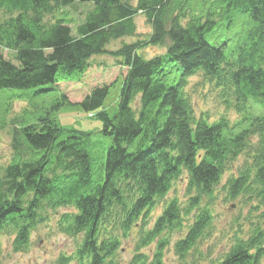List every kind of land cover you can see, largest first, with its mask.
I'll use <instances>...</instances> for the list:
<instances>
[{"label":"trees","instance_id":"trees-1","mask_svg":"<svg viewBox=\"0 0 264 264\" xmlns=\"http://www.w3.org/2000/svg\"><path fill=\"white\" fill-rule=\"evenodd\" d=\"M75 6L84 10L73 29L66 9ZM137 15L149 26L145 37ZM125 37L136 38L107 48ZM149 47L164 51L145 57ZM0 48L16 61L0 55V128L10 127L12 149L0 169V233L14 234V251L28 248L49 212L64 209L58 228L78 238L67 256L77 264H121L131 233L137 240L126 264H166L174 230L184 232L173 253L189 264L214 225L221 179L240 156L224 200L264 205V0H0ZM102 55L125 73L70 102L58 85L80 81ZM120 79L110 115L104 101ZM195 85L211 88L237 118L196 114ZM40 91L58 92L44 112L33 117L28 107L6 121L13 101L30 106ZM72 105L100 121L104 139L52 117ZM181 181L183 198L174 191ZM153 243L151 253L142 251ZM205 264H264V214Z\"/></svg>","mask_w":264,"mask_h":264},{"label":"rangeland","instance_id":"rangeland-1","mask_svg":"<svg viewBox=\"0 0 264 264\" xmlns=\"http://www.w3.org/2000/svg\"><path fill=\"white\" fill-rule=\"evenodd\" d=\"M132 4L136 3V0H131ZM83 8L80 6H75L74 8H67L66 12L69 13L72 19V28L82 18L80 15ZM135 23L137 28V34L139 37L144 36L149 30V26L146 24L144 18L140 15L135 17ZM143 37V38H144ZM136 38V37H134ZM134 38L125 37L120 40H111L107 45L109 50L116 49L120 44L124 42H130ZM164 51V48L149 47L142 51L145 57H150L157 52ZM6 59L16 62L13 57V53L5 48H0V55ZM91 66L86 71V73L81 77L80 81L60 83V89L66 94L70 102L76 103L82 100L85 94L89 90L99 84L111 83L116 78H119L125 73V69L120 67L116 60L110 56H94L91 60ZM197 78L192 77L189 80V85H193ZM121 85V79L115 83L114 86L110 88L109 94L105 98L103 107L107 112L112 115L116 110V103L119 94V89ZM36 88H30L26 90H14L17 92L27 91L32 93ZM58 92H38L33 93L34 95L29 99L30 106H28L27 101L22 99L13 101L10 105L9 113H6V121L9 118H13L18 115L23 109H27L33 117H38L42 112H44L49 106L51 101L55 98V94ZM191 99L193 101L194 111L196 114L200 112H207L211 119H216L220 116L227 118L229 122L237 118V114L232 110V108L225 107L218 98V95L209 87L195 85V89L191 90ZM52 117L56 119L57 123L64 128L74 127L79 130L92 132L94 139H104V137L99 133L101 127L100 121L94 117H90L91 113L84 112L80 107L68 106L60 109L59 111L52 112ZM250 114L243 113L240 115L239 119L242 117H248ZM11 129L7 125L0 128V169L4 167L10 160L12 149L10 147L11 139ZM254 140V139H253ZM243 157L240 156L237 160H234L229 164V169L225 172L221 179V189L217 191L216 200H214L215 208V220L213 227L208 231L205 241L202 240L199 245V250L201 255L189 254L186 257V261L192 264L193 261H197V264H205L209 262V258L218 257L223 253L230 243L233 241L235 236L245 235L250 227L259 221L260 216L264 214V205L259 203L257 200H224L225 187L224 183L230 173L235 174L236 168L242 163ZM1 171V170H0ZM184 183L181 181L177 184L174 191L183 198ZM174 191H170L166 198H170ZM163 206V204H160ZM64 209H59L58 213L49 212V220L44 223H38L29 233V246L24 251H14L13 250V239L14 234L10 232L0 233V264H77L76 261L68 259L69 256L75 250L76 242L78 238L71 237L58 228V216ZM160 207L154 209L153 218L159 214ZM149 222L147 227L151 226L152 222ZM145 225V226H146ZM184 229V228H183ZM137 229L134 230L136 232ZM184 230L181 232L171 233L169 240V246L167 245L164 252V262L166 264H179L178 257L173 253V242L182 237ZM135 233H131L129 237L122 240L120 246L119 257L121 259V264H126L129 262L133 254V248L135 246ZM166 236V235H165ZM154 249V243L150 246L145 247L142 251L151 253ZM65 256V257H62ZM63 258V259H61ZM195 264V263H194Z\"/></svg>","mask_w":264,"mask_h":264}]
</instances>
